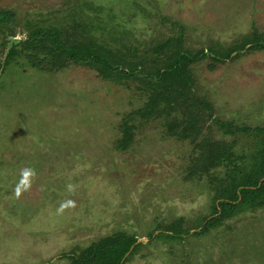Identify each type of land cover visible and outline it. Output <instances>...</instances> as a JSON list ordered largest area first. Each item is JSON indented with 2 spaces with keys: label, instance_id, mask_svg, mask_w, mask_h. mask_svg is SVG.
Returning a JSON list of instances; mask_svg holds the SVG:
<instances>
[{
  "label": "rangeland",
  "instance_id": "374dc122",
  "mask_svg": "<svg viewBox=\"0 0 264 264\" xmlns=\"http://www.w3.org/2000/svg\"><path fill=\"white\" fill-rule=\"evenodd\" d=\"M0 10L14 14L0 24V264H71L69 253L118 231L142 243L124 264H264V205L202 225L264 153V49L192 65L195 94L230 124L208 120L199 140L233 143L236 159L195 174L194 142L164 117L137 116L132 143L117 146L121 122L147 100L138 85L80 64L4 63L32 30L79 21L113 46L142 49L182 25L190 50L226 48L264 33V0H0ZM179 220L184 239L159 234Z\"/></svg>",
  "mask_w": 264,
  "mask_h": 264
},
{
  "label": "trees",
  "instance_id": "16d2710c",
  "mask_svg": "<svg viewBox=\"0 0 264 264\" xmlns=\"http://www.w3.org/2000/svg\"><path fill=\"white\" fill-rule=\"evenodd\" d=\"M13 19L12 12L0 10L1 25H7ZM87 26L79 21L72 29L45 27L32 30L11 44L4 63L9 64L23 56L32 67L46 71L80 64L95 69L105 80L125 85L132 82L143 90L147 100L121 122L119 148L126 150L132 143L135 124L131 121L137 116L145 119L164 117L169 133L181 140L191 137L195 144L197 153L190 167L191 173L209 171L218 165L234 162L233 143L210 137L199 140L208 120H216L222 128L230 124L218 121L212 115L211 103L195 94L191 67L206 57L223 62L233 58V53L239 56L246 48L264 49L263 32L254 29L242 36L237 44L226 48L215 44L192 51L185 45L182 25H179L178 34L151 41L142 49L123 43L113 46L90 35ZM226 131H229L228 126ZM254 163V169H246L237 178H232V182L236 181L219 195L212 217L202 222L203 228L229 218L242 207L264 205V153L259 158L254 157ZM181 224L182 220L174 222L159 234L171 239H184L190 231L183 230ZM137 241L135 235L118 231L66 257L71 264H124L129 259L128 255L142 244Z\"/></svg>",
  "mask_w": 264,
  "mask_h": 264
},
{
  "label": "water",
  "instance_id": "95a60500",
  "mask_svg": "<svg viewBox=\"0 0 264 264\" xmlns=\"http://www.w3.org/2000/svg\"><path fill=\"white\" fill-rule=\"evenodd\" d=\"M137 242H139V240Z\"/></svg>",
  "mask_w": 264,
  "mask_h": 264
}]
</instances>
